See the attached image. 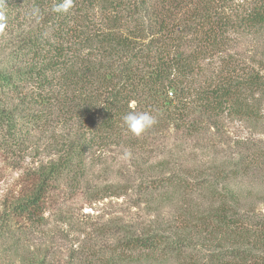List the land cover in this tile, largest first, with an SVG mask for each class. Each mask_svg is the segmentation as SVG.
Wrapping results in <instances>:
<instances>
[{
	"label": "trees",
	"instance_id": "1",
	"mask_svg": "<svg viewBox=\"0 0 264 264\" xmlns=\"http://www.w3.org/2000/svg\"><path fill=\"white\" fill-rule=\"evenodd\" d=\"M60 2L0 0V15H16L27 28L16 35L12 65L0 68V98H18L13 109L39 107L25 114L24 125L61 130L48 145L55 157L32 172L33 194L19 202L20 211L36 212L56 181L82 175L89 151L100 159L115 148L130 152L137 164L148 163L171 131L179 143L203 138L212 126L225 140L224 120H263L264 59L256 56L264 54V0H73L68 13L52 11ZM245 42L251 55L240 49ZM132 111L151 112L157 124L135 137L123 122ZM245 139L234 141L253 145ZM238 154L230 169L195 168L139 184L151 209L155 192L164 191L166 200L183 192L178 231L173 238L136 233L124 248L202 264L186 249L209 241L217 249L209 264H264V221L242 210L239 194L218 187L228 176L258 168L264 150ZM194 193L201 201L192 199ZM199 236L202 242L193 243Z\"/></svg>",
	"mask_w": 264,
	"mask_h": 264
},
{
	"label": "rangeland",
	"instance_id": "2",
	"mask_svg": "<svg viewBox=\"0 0 264 264\" xmlns=\"http://www.w3.org/2000/svg\"><path fill=\"white\" fill-rule=\"evenodd\" d=\"M20 21L16 15H0L1 69L12 65L13 51L18 47L16 35L27 29ZM240 49L251 55L248 49L253 47L245 42ZM256 57L264 59V54ZM0 101L3 103H0V110L9 109V114H0V264H181L182 258L176 260L172 254L164 257L159 250L129 252L124 248L125 240L136 233L161 231L173 238L178 231L183 192L176 190L170 200H166L164 191L155 192L154 209H151L145 202L150 196L139 192L138 185L195 168L216 165L230 169L233 166L231 158L240 157L238 152L264 150L263 118L259 123L224 120L225 140L212 126L215 133H210L215 135L210 137L208 133L203 138L179 143L171 131L164 141L165 147L157 149L148 163L137 164L138 159L130 152L115 148L100 159L95 152L89 151L84 155L82 175L72 173L56 181L46 203L36 212L20 211L19 202L33 194L32 172L42 161L55 157L48 145L52 136L61 130L40 127L33 122L24 125L25 114L37 112V105L26 112L12 108L20 102L18 98L3 97ZM202 118L205 120L204 116ZM15 121L23 127L12 131ZM245 138L254 139L253 145H237L234 141L245 142ZM160 149L162 153L157 154ZM163 160L168 163L160 164ZM188 173L191 179L196 176ZM221 185L239 194L242 210L252 209L250 215L254 221H264V157L259 159L258 168L253 172L228 176L218 187ZM191 197L201 201L197 193ZM200 236L193 243L202 242ZM209 243L197 242L194 248L188 247L186 253L196 256L202 264H209L213 252L217 251ZM129 253L132 257L125 262V255Z\"/></svg>",
	"mask_w": 264,
	"mask_h": 264
},
{
	"label": "clouds",
	"instance_id": "3",
	"mask_svg": "<svg viewBox=\"0 0 264 264\" xmlns=\"http://www.w3.org/2000/svg\"><path fill=\"white\" fill-rule=\"evenodd\" d=\"M72 6L73 0H62V2L54 4L52 11L68 13ZM123 122L132 135L142 137L157 124V118L149 111H132L124 115Z\"/></svg>",
	"mask_w": 264,
	"mask_h": 264
}]
</instances>
